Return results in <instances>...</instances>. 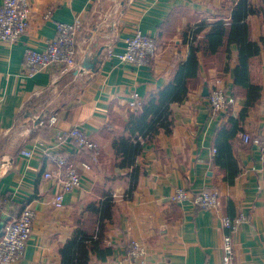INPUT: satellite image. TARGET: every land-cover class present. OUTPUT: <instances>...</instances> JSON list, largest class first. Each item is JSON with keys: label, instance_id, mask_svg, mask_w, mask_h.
I'll return each mask as SVG.
<instances>
[{"label": "crops", "instance_id": "crops-1", "mask_svg": "<svg viewBox=\"0 0 264 264\" xmlns=\"http://www.w3.org/2000/svg\"><path fill=\"white\" fill-rule=\"evenodd\" d=\"M236 1L28 0L27 32L14 43L0 41V240L25 207L35 213L25 253L14 264H65L62 249L80 233L97 232V210L103 204L110 213L103 241L112 254L104 261L92 256L95 264H137L128 255L132 241L145 249L148 264H221L222 219L240 214L248 222L233 233L235 261L264 264V161L259 148L242 138L248 133L264 139L263 47L249 59L250 81L260 86V99L246 110L234 132L232 120L246 109L245 91L236 89L235 102L214 117L208 96L202 94L215 78L229 94L234 89L238 46L224 40L217 53L197 52L195 83L182 101L170 107L171 133L161 130L152 141L139 138L141 151L134 164L139 176L131 192L132 170L115 166L112 148L114 139L128 137L124 124L137 111L128 106L131 94L137 92L144 103L174 82L190 54L186 37L190 30L201 20L229 21ZM251 3L260 5L259 0ZM57 21L82 24L77 65H53L26 77L24 50L44 52ZM247 22L250 41L259 42L264 37L261 18L250 15ZM137 30L158 45L157 57L141 67L115 57ZM85 60L94 71L83 67ZM51 116L57 123L49 127ZM75 125L100 146L96 161L89 151L58 140ZM217 147L223 166L215 161ZM22 150L31 156L22 155ZM57 155L81 176L80 186L65 194L59 209L53 205L62 187L56 175ZM82 164L90 169L84 170ZM46 172L54 175L45 178ZM176 189L191 195L215 191L220 207L202 210L190 202L175 203Z\"/></svg>", "mask_w": 264, "mask_h": 264}, {"label": "built area", "instance_id": "built-area-1", "mask_svg": "<svg viewBox=\"0 0 264 264\" xmlns=\"http://www.w3.org/2000/svg\"><path fill=\"white\" fill-rule=\"evenodd\" d=\"M49 17V15H47ZM31 11L28 0H4L0 5V41L14 43L19 40L28 30L30 25ZM82 29L80 23L55 22V35L51 39L44 52L27 48L24 50V73L32 78L42 70L53 65L74 67L77 65V36ZM158 45L154 38L144 35L140 30L133 33L126 42L123 53L115 57L120 63H127L137 67L148 65L157 57ZM208 107L212 117L222 111H226L235 99L228 93L220 79L215 78L208 87ZM143 105V100L137 92L130 96L128 106L130 109H138ZM57 123V117L51 116L47 124L49 127ZM244 143L251 142L259 148L261 160L264 161V139L252 137L245 133L242 136ZM59 141H70L76 148L91 152V159L96 161L100 154V146L91 140L84 129L75 125L63 133ZM216 150L213 149V152ZM22 155L31 156L28 150H22ZM55 162L58 168L56 173L61 178V191L53 199V205L59 209L63 206L66 193L78 188L81 182L80 173L73 166L67 165L64 157L57 155ZM84 170H89V164L81 165ZM54 173H44L45 178H51ZM175 203L190 202L193 207L202 210H218L220 201L215 191H203L197 195H191L184 189H176L173 196ZM35 213L29 207H25L17 218L7 225L0 240V264H14L20 261L25 253L30 238ZM248 222V217L240 214L234 218L222 219L224 233L222 236L221 264H238L235 261L233 233L241 223ZM133 263L148 264L144 258L145 249L132 241L128 253Z\"/></svg>", "mask_w": 264, "mask_h": 264}, {"label": "trees", "instance_id": "trees-1", "mask_svg": "<svg viewBox=\"0 0 264 264\" xmlns=\"http://www.w3.org/2000/svg\"><path fill=\"white\" fill-rule=\"evenodd\" d=\"M259 3L260 5L253 6L251 0H237L231 10L229 21L225 19L211 23L205 20L199 21L197 27L194 30L191 29L186 36L190 44V54L186 62L179 66L174 82L152 95L141 108L136 109L137 111L129 114L128 121L124 124V132L128 134V137L120 136L112 143L116 160L115 166L120 169L130 167L132 170L129 192L135 188L139 176L134 168L136 157L141 151L139 138L152 141L161 130L165 134L171 133L170 107L173 103L182 101L189 88L195 83L199 67L197 52L202 51L206 55L217 53L224 40L227 45L235 42L238 46L239 65L234 71V89L230 95L235 99L236 89H242L245 91L247 103L246 109L238 119L231 122L234 125L233 132L235 128H239V122L244 119L246 110L258 102L261 88L250 81L249 59L258 55L261 48H264V37H261L259 42L250 41L247 18L250 15H256L261 18L264 25V0H259ZM166 25H169V22ZM206 25H210L209 31L200 41L197 38ZM44 128L47 132L48 128L43 127L42 129ZM134 136H136V141L133 143L131 138ZM218 148L215 161L219 166H223L222 155ZM89 153L91 152L89 151ZM105 207L106 204H103L97 210L98 230L94 235L87 236L85 233H80L64 246L61 253L65 264H95L97 261H94L92 256L95 255L97 260L104 261L112 254L111 248L105 247L103 241L104 221L110 218L109 210H105Z\"/></svg>", "mask_w": 264, "mask_h": 264}, {"label": "water", "instance_id": "water-1", "mask_svg": "<svg viewBox=\"0 0 264 264\" xmlns=\"http://www.w3.org/2000/svg\"><path fill=\"white\" fill-rule=\"evenodd\" d=\"M100 53H101V51H99L98 53H97V55H100ZM97 64V63H96ZM95 64V65H96ZM83 67H85V68H89V67H91V69L94 71L95 69L93 68V66H91V65H88V61L87 60H85V62H84V64H83ZM203 96H208V89H207V87H205L204 89H203Z\"/></svg>", "mask_w": 264, "mask_h": 264}]
</instances>
